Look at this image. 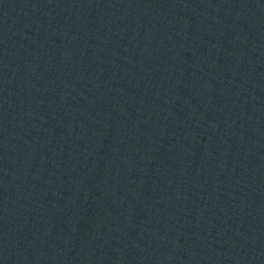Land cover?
I'll list each match as a JSON object with an SVG mask.
<instances>
[{"label": "water", "instance_id": "water-1", "mask_svg": "<svg viewBox=\"0 0 264 264\" xmlns=\"http://www.w3.org/2000/svg\"><path fill=\"white\" fill-rule=\"evenodd\" d=\"M52 0H0V264H22L46 104Z\"/></svg>", "mask_w": 264, "mask_h": 264}]
</instances>
